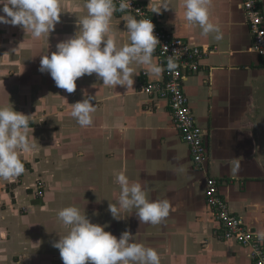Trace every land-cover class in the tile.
<instances>
[{
    "label": "crops",
    "instance_id": "crops-1",
    "mask_svg": "<svg viewBox=\"0 0 264 264\" xmlns=\"http://www.w3.org/2000/svg\"><path fill=\"white\" fill-rule=\"evenodd\" d=\"M137 1L173 35L211 51L183 83L208 159L202 168L194 163L169 102L141 91L163 73L149 76L133 63L132 90L105 86L92 74L78 78L69 94L39 70L42 56L78 31L85 0H59L60 21L39 38L22 26L0 24V106L29 116L34 145L20 153L24 173L0 179V264H63L52 245L68 232L58 218L68 206L117 238L130 231L133 242L158 252L160 264H255L251 247L219 236L220 223L205 195L207 179L215 178L230 210L255 234L264 229V61L251 50L242 0H211L210 19L219 25L221 40L215 33L203 36L198 25L183 19V0H168L169 8L159 14L153 10L163 0ZM125 16L133 15L117 11L111 21L117 46L130 43ZM85 92L96 96L93 123L86 128L70 115V104ZM121 171L147 189L150 201L167 199L168 217L141 223L131 209L113 218L108 206L118 203L115 177Z\"/></svg>",
    "mask_w": 264,
    "mask_h": 264
},
{
    "label": "clouds",
    "instance_id": "clouds-1",
    "mask_svg": "<svg viewBox=\"0 0 264 264\" xmlns=\"http://www.w3.org/2000/svg\"><path fill=\"white\" fill-rule=\"evenodd\" d=\"M210 4L211 0H183V19L189 25H198L203 36L215 33V39L221 40L223 34L219 25L210 19ZM0 5V24L22 26L35 38L54 31L62 13L59 0H0ZM84 6L87 14L78 19L76 34L59 42L50 56L46 54L41 58L39 70L49 73L56 87L71 94L77 89L78 78L96 74L105 86H124L127 91L132 90L133 63L142 65L149 76L159 77L163 73L164 67L153 55L160 41L151 19L125 16L130 43L117 46L111 21L115 12L124 13L131 8V0H120L118 7L114 0H85ZM168 8V0H163L160 8L153 11L159 14ZM166 68L169 72L178 68L176 52L168 56ZM84 95L83 100L70 104V115L86 128L93 123L96 106L92 101L96 96L87 92ZM28 117L13 107L0 106V179L11 180L25 171L20 153H28L34 146L28 136ZM115 180L120 185V194L118 203L110 202L108 206L113 218L131 209H136L141 223L155 225L168 217L171 204L167 199L150 201L147 189L139 182L130 181L124 171ZM58 218L68 227V232L59 236L52 246L59 250L63 264H160L158 252L133 242L130 231L117 238L105 231V226L92 223L75 206L60 210ZM256 236L264 241V229L257 231Z\"/></svg>",
    "mask_w": 264,
    "mask_h": 264
},
{
    "label": "built area",
    "instance_id": "built-area-1",
    "mask_svg": "<svg viewBox=\"0 0 264 264\" xmlns=\"http://www.w3.org/2000/svg\"><path fill=\"white\" fill-rule=\"evenodd\" d=\"M114 3L118 7L120 0H114ZM242 5L252 34L251 50L264 61V12L261 9L260 1L242 0ZM125 12L130 13L137 20L151 19L155 25L154 31L160 44L154 52L158 56V63L165 69L163 71L164 76L161 79L146 82L141 91L150 97L163 98L169 102L173 120L181 139L189 146L194 163L202 168L208 159L205 134L202 127L196 122L183 83L189 75L199 71L201 59L211 51L173 35L170 30L163 28L156 21L147 10L146 5L137 0H131V8ZM174 52H176L178 68L169 72L166 68L167 58ZM144 74L146 73L144 72ZM37 193L39 196L43 195L41 190ZM205 195L209 207L220 223L219 236L223 239H234L242 245L251 247V257L255 264H264L262 242L257 239L255 232L245 224L244 220L230 210L228 203L220 195L218 180L213 177L207 179Z\"/></svg>",
    "mask_w": 264,
    "mask_h": 264
}]
</instances>
